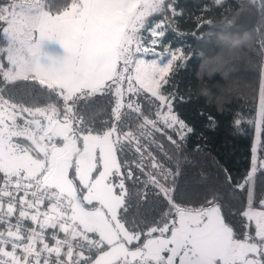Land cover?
<instances>
[{
    "label": "snow or ice",
    "instance_id": "snow-or-ice-1",
    "mask_svg": "<svg viewBox=\"0 0 264 264\" xmlns=\"http://www.w3.org/2000/svg\"><path fill=\"white\" fill-rule=\"evenodd\" d=\"M176 4L0 0V264H264L261 85L239 111L199 112L206 131L226 117V137L250 133L247 174L176 183L196 129L177 111L188 57L165 37L202 40L211 11L186 34Z\"/></svg>",
    "mask_w": 264,
    "mask_h": 264
},
{
    "label": "trees",
    "instance_id": "trees-1",
    "mask_svg": "<svg viewBox=\"0 0 264 264\" xmlns=\"http://www.w3.org/2000/svg\"><path fill=\"white\" fill-rule=\"evenodd\" d=\"M206 3L211 9L205 18L208 27L196 33L203 37L202 40L195 39L187 33L195 32L197 25L192 21L201 15V6ZM176 6L184 12L179 24L180 31L187 35L177 37L170 31L165 40L173 47L182 46L188 57L175 81L185 96L190 88L192 98L190 103L177 101V111L196 129V134L186 142L180 164L182 175L176 178V183L188 187L214 182L220 175L218 168L221 166L229 168L233 177L242 178L250 168V133L245 128H238L226 137L223 127L227 123L226 117H218L220 130L206 131L205 119L199 112L217 116L213 97L202 95V90L215 93L217 85L226 84L237 87L232 102L222 110L234 108L239 111L241 106L251 105L256 99L258 84L263 88L264 109V0H177ZM244 33L251 35L250 45L230 47L231 39ZM210 72L213 78H210ZM197 145L200 152L195 150ZM256 185L258 193L264 190V174L257 173ZM220 196L227 205L236 194L222 187Z\"/></svg>",
    "mask_w": 264,
    "mask_h": 264
},
{
    "label": "clouds",
    "instance_id": "clouds-1",
    "mask_svg": "<svg viewBox=\"0 0 264 264\" xmlns=\"http://www.w3.org/2000/svg\"><path fill=\"white\" fill-rule=\"evenodd\" d=\"M252 37L248 33L236 36L231 39L230 47L232 48H242L250 45ZM237 85H217V91L212 93L210 90H202V95L212 96L214 105L218 110H222L228 104H230L235 96V89Z\"/></svg>",
    "mask_w": 264,
    "mask_h": 264
},
{
    "label": "rangeland",
    "instance_id": "rangeland-1",
    "mask_svg": "<svg viewBox=\"0 0 264 264\" xmlns=\"http://www.w3.org/2000/svg\"><path fill=\"white\" fill-rule=\"evenodd\" d=\"M42 52L47 53L52 56H62L64 55L63 48L59 45L56 41H50L46 40L42 46ZM41 62L42 63H48L47 56L42 55L41 56ZM263 88H261L260 96H261V108H262V97H263Z\"/></svg>",
    "mask_w": 264,
    "mask_h": 264
}]
</instances>
